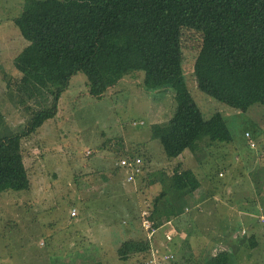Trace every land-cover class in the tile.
I'll return each instance as SVG.
<instances>
[{"label": "rangeland", "instance_id": "1", "mask_svg": "<svg viewBox=\"0 0 264 264\" xmlns=\"http://www.w3.org/2000/svg\"><path fill=\"white\" fill-rule=\"evenodd\" d=\"M24 1L0 0V135L20 132L33 111L51 103L44 91L29 99L13 65L27 44L13 24ZM182 40L185 83L204 117L221 113L232 140L168 159L150 134L175 110L170 86L147 90L135 77L95 98L78 72L56 116L21 140L30 187L0 199V264H171L163 259L168 253L204 264L233 235L241 249L232 250V264H264V106L241 111L200 91L192 73L200 35L184 29ZM131 155L141 159V170L128 182L116 163ZM177 168L192 170L198 186L171 217V243L163 240L166 229L159 230L149 240V260L142 252L120 258L121 243L144 239L139 212L160 193L162 173L171 176Z\"/></svg>", "mask_w": 264, "mask_h": 264}, {"label": "trees", "instance_id": "2", "mask_svg": "<svg viewBox=\"0 0 264 264\" xmlns=\"http://www.w3.org/2000/svg\"><path fill=\"white\" fill-rule=\"evenodd\" d=\"M13 24L27 41L13 59L24 78L20 86L29 99L35 91L46 92L51 103L33 111L20 132L0 135V199L29 189L21 140L56 116L59 98L78 72L86 76L87 92L95 98L135 77L147 90L170 86L175 110L150 134L168 159L230 142L221 113L204 117L185 83L184 29L200 35L192 67L200 91L241 111L264 106V0H25ZM162 174L160 193L139 212L145 237L121 243L120 258L141 252L148 257L149 240L159 230L166 229L163 240L171 243L166 234L174 231L171 217L182 212L184 195L194 192L198 181L190 169ZM143 219L150 222V238ZM179 256L171 264H186L188 259ZM203 262L228 264L229 258L220 251L207 254Z\"/></svg>", "mask_w": 264, "mask_h": 264}, {"label": "built area", "instance_id": "3", "mask_svg": "<svg viewBox=\"0 0 264 264\" xmlns=\"http://www.w3.org/2000/svg\"><path fill=\"white\" fill-rule=\"evenodd\" d=\"M246 137H248V136L246 135ZM252 145L253 144L251 143V146ZM116 165H117V167H120L125 172L126 180L128 182H132L135 179V176L141 170V159L139 157H129V158H126V159L123 158V159H120V161H118V163H116ZM218 175L221 176L222 174L219 173ZM144 210H146V209H144ZM142 214H145V212H143ZM146 214H147V212H146ZM70 215L72 217L76 216L77 215V211L75 209L71 210ZM142 222H143V225H144L145 229L147 230V233H148L147 235L150 238V236L152 235V231H149L150 222L147 219H143ZM167 238L169 239L170 237L167 236ZM153 250H155V249L151 250V255H152V253L154 254L156 252V251L153 252ZM168 258L171 261L172 259H174V256L172 254H169V253L165 254L163 256L164 260H168ZM152 264H155V263L153 262ZM178 264H184V263H178Z\"/></svg>", "mask_w": 264, "mask_h": 264}, {"label": "crops", "instance_id": "4", "mask_svg": "<svg viewBox=\"0 0 264 264\" xmlns=\"http://www.w3.org/2000/svg\"><path fill=\"white\" fill-rule=\"evenodd\" d=\"M201 203V202H200ZM243 233V232H242ZM240 237V236H239ZM157 238V237H156ZM233 239L232 240H234L233 242H230V240L228 241V240H226V242H225V244H224V246L222 245L221 246V249L219 250V251H225L226 253H227V256H228V258H229V262H228V264H232L233 262H234V251L232 252V250L233 249H236V248H238L239 246L238 245H236L235 244V242H236V240L238 239V235H233V237H232ZM254 238L256 239V237H254V235H251V239H250V241L253 239L254 240ZM231 240V241H232ZM241 241H243V240H241ZM228 242V243H227ZM156 245V244H155ZM254 248L253 249H255V248H257L256 247V244L253 242L252 244H251ZM244 246V245H243ZM239 249H241V248H238V250ZM215 254V253H214ZM213 255V254H212Z\"/></svg>", "mask_w": 264, "mask_h": 264}]
</instances>
